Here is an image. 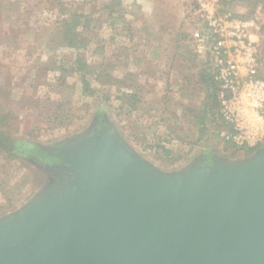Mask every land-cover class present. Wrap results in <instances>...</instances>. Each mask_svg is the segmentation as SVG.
<instances>
[{"label": "rangeland", "instance_id": "obj_1", "mask_svg": "<svg viewBox=\"0 0 264 264\" xmlns=\"http://www.w3.org/2000/svg\"><path fill=\"white\" fill-rule=\"evenodd\" d=\"M127 1L0 0V218L41 194L58 175L42 168L37 154L33 155L35 148L55 149L95 127L110 125L132 151L165 173L181 171L199 157L245 161L264 145L262 139L253 148L238 147L220 136L229 129L222 117L220 87L213 80V66L205 56L193 53L190 39L197 26L196 4L183 0L179 9L177 0H132V5ZM162 2L178 15L174 22L183 27V54L189 61L196 60L192 87L203 96L158 97L150 92L139 96L141 87L128 83L126 46L113 50L116 30L123 43L132 40L138 21L141 29L148 23L137 12L152 7L154 14L149 17L155 20L165 8ZM217 8L221 14L252 20L258 26L256 44L262 61L257 74L264 78V0H219ZM128 13L132 18L126 17ZM210 83L218 86V92ZM165 89L154 84L151 92ZM149 112L157 117H142ZM160 113L164 118L158 117ZM202 116L213 129L200 134L192 119L196 122ZM159 123L165 125L155 126ZM214 124L224 128L217 137L211 134ZM183 129L189 132L186 137L180 132ZM182 138L194 143L190 150Z\"/></svg>", "mask_w": 264, "mask_h": 264}, {"label": "water", "instance_id": "obj_2", "mask_svg": "<svg viewBox=\"0 0 264 264\" xmlns=\"http://www.w3.org/2000/svg\"><path fill=\"white\" fill-rule=\"evenodd\" d=\"M45 154L58 175L0 218V264H264V145L165 173L105 125Z\"/></svg>", "mask_w": 264, "mask_h": 264}, {"label": "built area", "instance_id": "obj_3", "mask_svg": "<svg viewBox=\"0 0 264 264\" xmlns=\"http://www.w3.org/2000/svg\"><path fill=\"white\" fill-rule=\"evenodd\" d=\"M197 9V26L192 42L197 54L213 66L219 85L222 117L227 131L223 141L253 148L264 139V78L258 70V26L252 20L219 12V0H192Z\"/></svg>", "mask_w": 264, "mask_h": 264}, {"label": "crops", "instance_id": "obj_4", "mask_svg": "<svg viewBox=\"0 0 264 264\" xmlns=\"http://www.w3.org/2000/svg\"><path fill=\"white\" fill-rule=\"evenodd\" d=\"M137 1H140V3L143 2L142 0ZM137 1L135 2L136 8L137 5L139 8L140 5ZM182 1L183 0H177L179 3V9L180 7H183ZM127 3L132 5L133 1L128 0ZM162 5H164V2H162ZM144 6L146 5L144 4ZM164 7L165 8L160 10L162 15H160L158 18H155V20H152L149 17L152 12V7H146L148 8L146 12H137V16L141 17L140 20H147L148 23H146V25L141 29V23L138 21L140 30H138L139 28H135L136 30H133L130 34L132 40L127 39L125 43L120 40V31L116 30L114 34L117 40L115 41L116 46L114 44L113 50H115V47L118 46H126L128 54L127 68L131 72L129 75L131 79L128 81V83L141 87L140 93L135 92L139 93V96L144 92H147L148 94L150 92V96H155L156 94L158 97L203 96V94L201 95L200 91H196L192 87V84L196 79L195 75L197 73L196 68L193 66L196 60L193 57L195 62L189 61L188 58H185L186 56L183 54V49L185 48L183 46V39L181 36L183 27L177 28L178 26L176 27V22H174V20L178 18V15L169 11L168 5H164ZM152 14H154V12H152ZM131 16L132 13H128V15H126L128 19L132 18ZM134 16L135 15L133 14V17ZM156 20L160 21H157L156 23ZM149 23H152L153 25H150ZM193 30L191 31L190 36H192ZM154 84L164 85L166 86V89L164 91L161 90L157 92H151L153 90ZM154 88L156 91L157 87ZM143 97L144 99H149L146 98L148 96ZM131 114L134 117H138L137 112L133 109ZM156 115L149 112V114L146 113L142 117H152L153 119L154 117H157ZM158 117L164 118V115L160 113V116ZM160 124L161 126H159ZM162 124L163 123H159L155 126L162 127L165 125ZM151 128H153V126H151ZM165 132L167 134V131ZM180 132L184 134V137L189 134V132H186L184 129Z\"/></svg>", "mask_w": 264, "mask_h": 264}, {"label": "trees", "instance_id": "obj_5", "mask_svg": "<svg viewBox=\"0 0 264 264\" xmlns=\"http://www.w3.org/2000/svg\"><path fill=\"white\" fill-rule=\"evenodd\" d=\"M192 4V3H191ZM65 33H66V35L69 37V40H67L68 41V43L69 44H72V45H74V41H73V39L67 34V32L65 31V30H63ZM56 33H55V36L53 35V37L52 38H50V40L52 41V40H55V38H56ZM63 38L64 39H68V38H66L65 37V35L63 34ZM190 39H191V41H192V37L190 36ZM80 45H83L84 43L86 44V42L85 41H77ZM192 44H193V42H192ZM193 51H195L194 50V48H193ZM193 53H195V52H193ZM78 61V60H77ZM207 78V77H206ZM210 86H212V87H214V89H213V91L215 92V91H217L218 92V86L216 85V84H209ZM205 91V90H204ZM213 92V93H214ZM208 95V97H209V93L208 92H206V96ZM216 95V94H215ZM1 96V95H0ZM213 99L214 100H216L217 99V97L216 96H213ZM1 111H2V107H0V113H1ZM1 115V114H0ZM193 118V117H192ZM205 117L204 116H202V117H200V118H197V120H196V122H194L195 121V117L192 119V121H193V124L194 125H199V128H198V131H197V133H203V132H206V131H209V130H212L213 128H211L210 126H209V128L206 126V122H205ZM222 121V120H221ZM221 124L219 125L220 127L223 125V122H220ZM223 128V127H222ZM224 129V128H223ZM223 129H220V128H216V125L214 124V130L211 132V134H212V136L214 137H217L218 135H219V132H221ZM187 135H189V134H187ZM186 137V136H185ZM198 139H200L199 138V136H198ZM185 140H186V138H184V140H183V138L181 139V142H184V143H187L188 145H189V150L191 149V147L193 146V142H191V141H187V142H185ZM28 145H30V144H26L25 146H28ZM38 147V146H37ZM10 149V148H9ZM12 149V148H11ZM36 149V152H35V154H33V155H36L37 154V157H38V159L40 158V155H44L45 157H46V159H49L48 158V156L45 154L46 152H43L39 147L38 148H35ZM24 153H26V152H24ZM32 155V154H31ZM12 156V155H11ZM30 156V155H29ZM32 157V156H31ZM210 160H211V158H208V162H210Z\"/></svg>", "mask_w": 264, "mask_h": 264}, {"label": "flooded vegetation", "instance_id": "obj_6", "mask_svg": "<svg viewBox=\"0 0 264 264\" xmlns=\"http://www.w3.org/2000/svg\"><path fill=\"white\" fill-rule=\"evenodd\" d=\"M48 158L49 159H46L44 155H40V158L38 159L37 157L36 159H38L39 164L42 166L44 170H47L48 172L56 171L54 166L61 162V158H54V157H48ZM204 161L208 162V157H204Z\"/></svg>", "mask_w": 264, "mask_h": 264}]
</instances>
